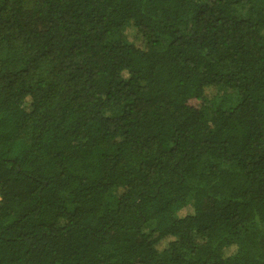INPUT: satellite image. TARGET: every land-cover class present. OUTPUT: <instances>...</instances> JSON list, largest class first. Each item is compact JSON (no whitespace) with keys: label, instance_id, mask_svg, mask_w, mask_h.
<instances>
[{"label":"trees","instance_id":"obj_1","mask_svg":"<svg viewBox=\"0 0 264 264\" xmlns=\"http://www.w3.org/2000/svg\"><path fill=\"white\" fill-rule=\"evenodd\" d=\"M0 264H264V0H0Z\"/></svg>","mask_w":264,"mask_h":264},{"label":"rangeland","instance_id":"obj_2","mask_svg":"<svg viewBox=\"0 0 264 264\" xmlns=\"http://www.w3.org/2000/svg\"><path fill=\"white\" fill-rule=\"evenodd\" d=\"M131 33V32H130ZM124 77H126V73L123 74ZM218 103L222 105V107H229L233 104L232 97L228 96L225 99L219 98Z\"/></svg>","mask_w":264,"mask_h":264}]
</instances>
